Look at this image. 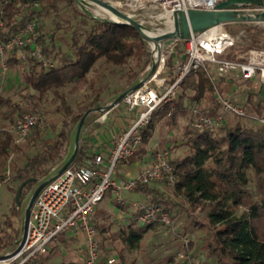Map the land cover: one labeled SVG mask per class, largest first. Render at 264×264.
<instances>
[{
	"label": "trees",
	"instance_id": "trees-1",
	"mask_svg": "<svg viewBox=\"0 0 264 264\" xmlns=\"http://www.w3.org/2000/svg\"><path fill=\"white\" fill-rule=\"evenodd\" d=\"M0 1L4 20L2 38L7 39L20 26L35 22L45 56L55 60V65L45 66L35 56L24 59L17 47L7 50L8 64L24 65L23 85L19 89V95L29 105H24L21 100H14L10 96L0 95L3 118L14 120L27 110L41 115L51 111L61 112L65 118L64 126L54 138L44 137V128L40 126L33 127L28 134L31 140L40 142L43 147L27 156L22 165L14 167L12 180L16 186L11 188L17 191L19 185L28 178L44 180L51 175L56 169L54 165L68 151L71 139V126L68 122L78 123L83 113L90 108L93 110L85 118L84 133L75 159L82 164H94L97 150L101 148L96 145L94 131L96 127L103 126L97 121L102 111L96 108L106 105L108 101L103 91L109 88V94H115L116 98L139 82L150 64L151 51L147 40L142 38L133 25L96 16L76 0ZM252 28L251 25L246 26L249 42L242 45L240 51L264 47L260 38L251 32ZM178 43L179 59L182 60L185 39L180 38ZM234 47L227 49L224 56L235 58L239 52H232ZM173 66L174 61L169 56L164 73L173 76ZM212 72L211 65L193 71L181 81L177 96L162 102L152 111L150 119L140 130L142 140L127 162L148 156L150 149H153L151 140L162 121L176 126L179 116H189L183 130V139L189 151L171 160L174 182L170 180V174L161 181L172 186L174 192L183 196L192 207H204L207 222L203 224L209 226L212 236L207 245V255L215 257L217 264H264V128L260 123H251L244 120V116L236 114H233L235 119L227 118L216 129L195 128L191 125L197 116L194 107L199 113L209 115L223 112L216 89L224 91L227 80L225 77L214 80ZM87 88H92L95 95L75 108L70 102V94ZM49 93H53L58 101L54 110L44 104ZM121 103H124L123 99L115 107ZM246 104L251 106L252 112L264 114V97L259 98L256 93H249ZM134 117L136 116L132 111L130 120ZM4 125L0 123V156L6 159L11 145L15 143V137ZM120 163L114 169L117 175L123 176L119 171ZM34 182L26 183L21 199ZM151 184H139L134 192L150 198L151 204L162 205L173 219L174 209L180 204ZM109 191L114 195L112 189ZM113 203L129 212L125 225L111 231L110 225L106 226L103 220L102 224L94 222V212L102 210L97 205L92 213L94 225H102L103 232H111L109 237H117L130 247H138L144 235L161 223L156 220L143 224L140 221L142 209L139 206L131 208L130 203H122L117 197L113 199ZM17 205L15 199L11 207L13 215L0 220V226L4 224L0 229L1 253L14 251L22 237L23 225L15 223L19 219ZM105 217L103 214L102 218ZM65 234L66 231L60 235L58 242H53L45 253L40 254L30 264H44L50 260ZM101 239L100 247L104 250L111 249L106 245V240L103 237ZM172 260L174 258L170 257L169 262ZM59 264L78 263L76 260H67ZM181 264L204 262L185 259Z\"/></svg>",
	"mask_w": 264,
	"mask_h": 264
},
{
	"label": "built area",
	"instance_id": "built-area-1",
	"mask_svg": "<svg viewBox=\"0 0 264 264\" xmlns=\"http://www.w3.org/2000/svg\"><path fill=\"white\" fill-rule=\"evenodd\" d=\"M114 5L137 18L144 24L148 16H154L151 10L160 9L165 14L174 11L194 9L218 10V3L224 0H109ZM87 8L93 3H83ZM237 17L254 16V19L231 20L211 25L203 30L193 32L185 39L184 59L176 60L173 66V76L165 74L166 60L170 55V48L156 49L157 62L154 73L144 81L143 85L129 90L123 101L135 116L127 130L123 131L114 145L108 160L99 152L95 155L94 164H82L74 159L56 178L47 182L39 191L31 208L25 239L18 250L1 253L8 254L0 258V264H30L40 254L45 253L53 242H58L60 235L71 229H81L84 233L87 257L86 264H121L115 256L104 257L99 245L97 229L94 225L92 213L108 191L112 189L117 199L125 203L122 191H134L139 184H148L164 180L171 175L172 152L169 147H153L150 149L148 163L142 169L129 171L123 176L115 173L114 167L124 158H129L142 140L141 128L148 122L152 111L162 102L173 97L181 81L193 71L207 67L213 68V78L235 75L254 82L258 88L264 87V48H251L244 55L235 58L224 56L227 49L233 46L239 34L232 32L228 25L242 23L264 24L262 10L264 6L257 4L229 7ZM4 24L3 10L0 1V63L1 70L8 69L7 50L17 47L20 55L25 59L35 56L45 66L55 65L52 57L45 56L42 44L39 42V30L35 22L20 26L7 39H3L1 29ZM173 78V80H172ZM171 81V82H170ZM223 112L217 115L199 113L191 125L195 128L216 129L224 121L225 113L245 116L247 107L244 102L232 98L229 94L216 89ZM109 109L101 114L97 121L105 122ZM253 119L264 128V114H253ZM44 118L41 114L30 110L20 113L12 127L19 136H27L33 127L42 126ZM142 209L140 221L147 224L160 221L165 225L172 223V218L162 205L133 202Z\"/></svg>",
	"mask_w": 264,
	"mask_h": 264
},
{
	"label": "rangeland",
	"instance_id": "rangeland-1",
	"mask_svg": "<svg viewBox=\"0 0 264 264\" xmlns=\"http://www.w3.org/2000/svg\"><path fill=\"white\" fill-rule=\"evenodd\" d=\"M87 9H89L94 15L100 17H112L109 12L99 7L96 4L88 5ZM154 13V16H148L144 21V26L147 29H150L156 33L169 32L172 30L174 23L166 18L163 15V10L155 9L151 10ZM253 28L251 32L257 35L262 44H264V24L251 23ZM242 23H236L233 25H228V28L234 32L238 33V31L243 30V33L239 34L235 46L232 52H239L238 55H244L246 51H240V47L245 43L249 42L248 31L246 26H250ZM180 38H169L162 41L163 46L165 48H170V55L175 62L180 58V46L178 40ZM148 47L152 53V46L149 41ZM64 48H66V44H62ZM182 47V46H181ZM264 48V47H260ZM251 49V48H250ZM185 53V49L183 54ZM151 58V56H150ZM24 63L26 60L23 61ZM151 62V61H150ZM23 63V64H24ZM24 65L15 66L9 63L8 69L6 72L1 70L0 63V95L10 96L14 100H21L24 105H29L28 102L21 98L19 95V89L23 85L22 71ZM94 75L93 73L91 74ZM96 77V76H95ZM227 85L230 86L233 80H239V76L230 75L226 76ZM232 80V81H231ZM118 84V83H117ZM116 85V84H115ZM114 84L112 83L111 88H113ZM109 88H105L103 91V95L106 96L107 102L106 104L111 103L115 99V94H109ZM85 93L87 95H85ZM108 94V95H106ZM178 94V92H177ZM177 94H175L177 96ZM95 92L92 91V88L82 89L78 92L70 94V102L75 107L78 108L84 102H86L89 98L93 97ZM174 95V96H175ZM108 96V97H107ZM231 96V95H230ZM232 98L238 100L234 96ZM239 101V100H238ZM56 98H54L53 93H49V96L45 98L44 104L50 110H54L57 104ZM247 114L243 117L244 120H247L251 123H258L256 119H253V114H257L252 112L251 106L246 104ZM1 108V107H0ZM107 109L102 111L104 114ZM132 111L125 106L124 103L118 105L113 111L109 113V117L113 121H105L102 125L105 126L96 127L95 136L101 137V134L104 133L105 136L109 137L112 146L116 144L118 138L122 134L123 131L127 130L130 125V116ZM44 118V124L40 127L44 128L43 136L46 138H54L57 132L64 126V116L61 112H49L42 115ZM224 121L228 118L229 120L236 117L233 114L225 113L223 115ZM17 118V117H16ZM9 120L3 118V115L0 111V123H4V128L11 130L15 137V143L10 147L9 155L6 159L3 156H0V220L7 218L13 213L11 212V207L15 202L16 191L11 187H15L16 183L12 180L14 175V170L16 166H20L23 164L25 158L29 155L34 154L36 151L43 147V144L40 142H34L27 136H19L13 129L12 124L16 120ZM4 121V122H3ZM189 121V116L181 115L178 118V124L176 126H172L168 121H162L157 128L152 140V147H169L172 156L175 157L177 155H185L188 151V145L183 139V130L185 124ZM71 126V139L68 144V151L66 156L63 159L57 161L54 165L56 168L51 172L50 178L54 174H56L59 169L64 165H61L62 161H67L70 156L73 154L76 146V132L78 123L68 122ZM84 133V129H82L79 148L82 141V134ZM175 138V139H174ZM183 140V141H182ZM101 148H106L105 143L101 144ZM128 158H124L120 164H127L130 171H136L142 169L147 165V161L145 157L141 159H136L133 162H127ZM64 162V163H65ZM120 166V165H119ZM121 172V171H120ZM121 174H123L121 172ZM47 179V178H46ZM45 180V179H44ZM40 181H35L29 188L28 191L23 195L21 202L18 207L19 219L15 220V223L19 225H23L25 210L29 199L36 189ZM152 186L158 187L160 190L166 193L165 196L170 197L174 202H178L180 205L175 207L174 212L175 216L172 219V223L170 225H165L160 223L157 227L150 229L143 237L138 247H130L123 241H121L117 237H109L110 231L103 232L100 227H96L97 236L99 242L103 237L106 240V245L111 247L109 250H104V248L100 247L102 250V255H116V257L120 260V263L123 264H181V262L185 259L190 261L198 262L202 261L204 264H217L215 257H209L208 255V243L211 240V232L209 231V226L204 225L203 222H207L206 212L203 206L192 207L181 195H178L174 192L172 186L166 185L165 181H155L151 184ZM122 196L125 197L126 201H131V208H135L136 206L133 204L136 201L138 204L141 203H149L150 198L133 192L130 193L128 191H122ZM116 195L111 194L110 191L106 194L105 198L98 203L97 207L102 208L99 212H94V222L102 224L103 220L104 224L110 225V230L113 231L119 226L125 225L127 216L129 214L128 211L116 206L113 203V199ZM129 199V200H127ZM103 210L107 212L104 213ZM131 210V209H130ZM109 213V214H108ZM105 214L106 217L103 219L102 215ZM108 214V215H107ZM4 224H1L3 226ZM0 226V229H1ZM183 231L184 233H181ZM2 232H0L1 235ZM74 236L71 238L61 239L58 243L57 249L55 253H53V257L45 261L44 264H59L62 261L67 260H76L78 264H86V256H87V247L85 242L84 233L81 229H74ZM106 236L107 238H105ZM192 242V244H190ZM51 247V245H50ZM208 254V255H207ZM173 257L174 260L169 262V258Z\"/></svg>",
	"mask_w": 264,
	"mask_h": 264
},
{
	"label": "water",
	"instance_id": "water-1",
	"mask_svg": "<svg viewBox=\"0 0 264 264\" xmlns=\"http://www.w3.org/2000/svg\"><path fill=\"white\" fill-rule=\"evenodd\" d=\"M79 2L86 10L87 9L83 3L86 1H89L93 4L98 5L99 7L103 8L107 12L111 14L112 17H108V19L127 23L133 25L141 34L142 38L149 41L152 46V53H151V62L143 72L139 82H137L134 86L131 88L121 92L111 103L98 106L96 110L103 111L104 109H111L115 107L121 99L124 98L125 94L131 90L138 88L143 85L144 81H146L150 76L154 73L156 69L157 62L155 61V51L156 49L161 48V43L165 39L169 38H183L187 39L193 32L203 30L211 25L218 24L221 22L231 21V20H243V19H254V16H235L231 10H229V7H235L240 5H248V4H257L264 6V0H224L218 3L217 7L218 10H208V9H194L191 8L187 11H174L171 14L172 21L174 23V26L172 30L169 32H163V33H152L148 32L144 26V24L139 21L137 18L131 16L130 14L126 13L116 5H114L109 0H76ZM91 12V11H90ZM92 13V12H91ZM262 15H264V10H262ZM113 15H115L117 18H113ZM107 18V17H106ZM93 109H87L81 119L78 122L77 125V132H76V146L73 154L70 156V158L64 163V165L59 169V171L51 176L50 178H47L43 181H41L36 189L33 191L29 202L27 204L24 220H23V234L21 239L19 240V244L15 250H18L25 239L26 232H27V226L30 218L31 208L35 201L36 196L38 195L41 188L50 180L56 178L77 156V153L79 151V143H80V137L84 125V121L86 116L92 111ZM38 178H28L24 180L18 187L16 191V202L19 205L21 202V194L24 186L29 181H38ZM8 254H0V258H3L7 256Z\"/></svg>",
	"mask_w": 264,
	"mask_h": 264
},
{
	"label": "crops",
	"instance_id": "crops-1",
	"mask_svg": "<svg viewBox=\"0 0 264 264\" xmlns=\"http://www.w3.org/2000/svg\"><path fill=\"white\" fill-rule=\"evenodd\" d=\"M232 81V80H231ZM231 96H234L235 98H237L239 101H242L244 103H248V97H249V93H256V95L260 98L264 97V87L263 88H258L254 85V82L250 81V80H245V79H242L240 78L238 81L237 80H233L232 81V84H230V86L223 91ZM116 108V107H115ZM112 109V108H111ZM109 109V111L111 110ZM114 110V109H113ZM112 110V111H113ZM107 112L106 114V120L105 121H113L111 118L112 117H109L108 114L111 112ZM101 123H104V122H101ZM105 126V124L103 125ZM101 137L103 138H100L99 136H95V141H96V145H100L105 143V146L106 148L104 149V147L100 148L97 150V152H101L103 155H104V158L106 160H108L109 156H110V153L113 149V146L111 144V142H109L110 138L105 136L104 133L101 134ZM146 161L148 163H150V160L148 158V156L145 157ZM147 163V164H148ZM119 171H121L123 173V175L127 172H129V168H128V165L127 164H121L120 168H119ZM130 193H133L134 191H128ZM129 200V199H127ZM127 203H130L131 201H126ZM74 229H71V230H68L65 234V239L69 238L71 240V238L74 236ZM63 238V239H64Z\"/></svg>",
	"mask_w": 264,
	"mask_h": 264
},
{
	"label": "bare ground",
	"instance_id": "bare-ground-1",
	"mask_svg": "<svg viewBox=\"0 0 264 264\" xmlns=\"http://www.w3.org/2000/svg\"><path fill=\"white\" fill-rule=\"evenodd\" d=\"M166 15V18L168 19V20H170V21H172V18H171V15L170 14H165ZM113 18H117L115 15H113ZM146 30L148 31V32H152V33H154V31H152V30H150V29H147L146 28ZM156 55H157V52L155 51V57H156Z\"/></svg>",
	"mask_w": 264,
	"mask_h": 264
}]
</instances>
